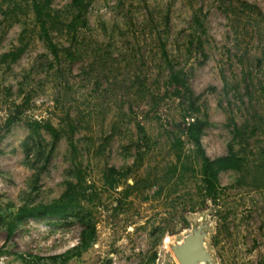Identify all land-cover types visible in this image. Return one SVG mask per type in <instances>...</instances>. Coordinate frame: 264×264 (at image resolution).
<instances>
[{"label":"rangeland","instance_id":"rangeland-1","mask_svg":"<svg viewBox=\"0 0 264 264\" xmlns=\"http://www.w3.org/2000/svg\"><path fill=\"white\" fill-rule=\"evenodd\" d=\"M31 1L0 0V127L18 115L0 136V264H147L159 250L179 264L170 241L202 222L214 264H264V0H86L84 26L71 0H50L57 58ZM171 70L199 96L206 155L243 159L219 172L214 197L180 133L176 161ZM78 171L92 241L75 216L8 234L18 208L57 200Z\"/></svg>","mask_w":264,"mask_h":264},{"label":"trees","instance_id":"trees-1","mask_svg":"<svg viewBox=\"0 0 264 264\" xmlns=\"http://www.w3.org/2000/svg\"><path fill=\"white\" fill-rule=\"evenodd\" d=\"M72 5L76 9V14L73 17V22L77 21L78 25L84 26L85 20V9L87 8L86 0H71ZM50 0H32V10L35 14V21L38 23L41 38L46 43L51 54L57 58L58 50L54 42L49 37L48 24L53 20L48 6ZM72 28L75 29L73 25ZM23 48H18L16 51L3 55V59L9 58L11 61L16 60ZM166 57V54L164 53ZM168 85L170 93L173 97L178 100L179 106L181 107L182 115L181 120L172 125L171 134L173 135L172 147L175 150L174 154L176 161L186 165L181 160V144L180 138L177 133L183 134L187 140L194 145L193 159L197 164L200 180L202 183L201 188L206 192L207 195H214L217 193L219 186L217 176L219 172L227 169L240 170L242 166V157H240L231 147L228 148L225 155L210 159L201 144V135L204 128L207 126V117L204 112H200L199 96L195 95L189 86V79L184 72L181 70H171L168 77ZM18 120V115L8 116L0 127L1 133L9 130L11 125ZM33 130L44 129L52 138L53 144L59 139V132L49 123L34 122L31 124ZM176 169V168H175ZM116 175H121L120 172L114 168H109L108 178H112ZM83 177L81 172H77V179L75 183L69 184L61 196L50 203L39 204L30 207H20L16 211L14 218L7 224L8 234H10L16 224L22 223L26 220H42L46 217H56L59 219H66L71 216H75L76 219L81 221L86 229L88 238L90 241L95 236L94 226L90 225L88 220L85 221V216H80L77 211L81 207V202L84 200V194L82 191ZM112 185L115 183L111 182ZM88 229V227H90ZM85 235V236H84ZM86 236V232L84 234Z\"/></svg>","mask_w":264,"mask_h":264},{"label":"water","instance_id":"water-1","mask_svg":"<svg viewBox=\"0 0 264 264\" xmlns=\"http://www.w3.org/2000/svg\"><path fill=\"white\" fill-rule=\"evenodd\" d=\"M206 223L192 226L180 241H170V249L179 264H214L205 245Z\"/></svg>","mask_w":264,"mask_h":264},{"label":"built area","instance_id":"built-area-1","mask_svg":"<svg viewBox=\"0 0 264 264\" xmlns=\"http://www.w3.org/2000/svg\"><path fill=\"white\" fill-rule=\"evenodd\" d=\"M167 256V251L159 250L155 254L153 264H171L170 259Z\"/></svg>","mask_w":264,"mask_h":264},{"label":"crops","instance_id":"crops-1","mask_svg":"<svg viewBox=\"0 0 264 264\" xmlns=\"http://www.w3.org/2000/svg\"><path fill=\"white\" fill-rule=\"evenodd\" d=\"M154 263V257L152 256V258L149 260V262L147 264H153ZM108 264V263H105ZM111 264H116L115 260H112Z\"/></svg>","mask_w":264,"mask_h":264}]
</instances>
